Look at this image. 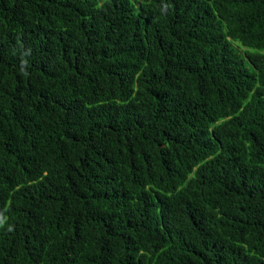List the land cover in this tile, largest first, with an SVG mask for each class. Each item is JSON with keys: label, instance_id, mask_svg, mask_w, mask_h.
I'll return each mask as SVG.
<instances>
[{"label": "trees", "instance_id": "16d2710c", "mask_svg": "<svg viewBox=\"0 0 264 264\" xmlns=\"http://www.w3.org/2000/svg\"><path fill=\"white\" fill-rule=\"evenodd\" d=\"M0 264H264V0H0Z\"/></svg>", "mask_w": 264, "mask_h": 264}, {"label": "rangeland", "instance_id": "374dc122", "mask_svg": "<svg viewBox=\"0 0 264 264\" xmlns=\"http://www.w3.org/2000/svg\"><path fill=\"white\" fill-rule=\"evenodd\" d=\"M234 44H236V43H234ZM238 49H239V50H242V49H243V46H242V47H239Z\"/></svg>", "mask_w": 264, "mask_h": 264}, {"label": "clouds", "instance_id": "9594fccd", "mask_svg": "<svg viewBox=\"0 0 264 264\" xmlns=\"http://www.w3.org/2000/svg\"><path fill=\"white\" fill-rule=\"evenodd\" d=\"M227 118H233L232 116H229V117H227Z\"/></svg>", "mask_w": 264, "mask_h": 264}]
</instances>
